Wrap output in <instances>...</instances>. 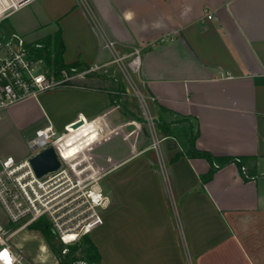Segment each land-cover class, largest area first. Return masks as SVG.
<instances>
[{"label": "crops", "instance_id": "0c3cea01", "mask_svg": "<svg viewBox=\"0 0 264 264\" xmlns=\"http://www.w3.org/2000/svg\"><path fill=\"white\" fill-rule=\"evenodd\" d=\"M21 9H34L29 30L52 31L34 39L2 32L43 43L59 27L64 62L108 64L98 77L112 67L103 36L124 55L140 47V93L174 135L159 133L161 167L135 118L109 123L115 109L106 90L62 87L38 96L37 124L65 134L57 141L63 158L79 166L85 157L105 180L109 206L86 235L97 264H264V0H34ZM129 126L133 140L123 131ZM183 128L198 150L245 157L251 178L228 163L202 182L210 164L184 154L175 138Z\"/></svg>", "mask_w": 264, "mask_h": 264}, {"label": "built area", "instance_id": "2783aa9c", "mask_svg": "<svg viewBox=\"0 0 264 264\" xmlns=\"http://www.w3.org/2000/svg\"><path fill=\"white\" fill-rule=\"evenodd\" d=\"M33 1L0 0V24ZM207 18L213 17L208 14ZM165 40L161 38L159 41ZM103 48L111 54L109 65L118 68L140 97L144 108L148 109L145 98L133 80L140 68L141 48L133 47L128 55H124L119 52L117 42L107 36H103ZM107 66L108 64L85 67L72 65L54 73L47 62L46 49L41 41H27L20 33L6 34L0 30V120L4 111L18 103L36 100L40 94L56 88L78 86L89 75L105 74ZM145 122L150 149L155 151L159 164L163 167L160 148L163 139L159 137L156 122L149 112L146 113ZM64 135H57L51 126H46L38 129L28 141V147L34 153L27 158L16 160L0 155V210L7 220L5 225L0 223V264H33L14 247L12 238L19 230L39 220H44L53 235L63 243L65 247L61 250L62 254L67 253V246L79 243L83 236L103 222L102 211L108 208L110 201L99 185L100 176L96 175L85 157L82 160L87 165L77 172L74 168L77 163L73 166L63 158L57 141ZM49 146L55 149L60 167L37 178L28 160ZM233 163L239 165L245 178H251L240 158H235ZM214 167L218 166L214 164ZM86 171L89 174L82 175ZM54 259L55 264H58L57 258ZM75 264L97 263L80 260Z\"/></svg>", "mask_w": 264, "mask_h": 264}, {"label": "rangeland", "instance_id": "374dc122", "mask_svg": "<svg viewBox=\"0 0 264 264\" xmlns=\"http://www.w3.org/2000/svg\"><path fill=\"white\" fill-rule=\"evenodd\" d=\"M31 10L34 9H21L18 12H15L9 17L7 21L0 24V28L2 29V31L6 32L7 30H17L18 32L25 33L27 34V38L29 39H34L38 36L50 33L52 31V27L43 28L42 31H39V29L37 31H31L28 29L30 25L29 22H27L26 17L31 18ZM108 71L110 72L109 76L99 75L98 77L97 74L89 75L84 80H82L81 83H87V85L91 87H100L106 89V91L110 93L113 99V103L109 104V106L115 109V113L111 117L109 123L113 122L115 124L116 122H127L128 120L130 121L132 118L136 117L139 120H135L134 122L137 125L136 131H138L139 134L142 133V127H145L147 129V124L145 122L147 112H149L154 118L155 122L158 123L159 119L154 116L152 111V103L148 98H146L145 94L142 93V96L145 98V104L148 109L144 108L138 94H136L135 91L130 87L126 79L123 77L122 73L115 65H112V67H110ZM101 76L104 78L101 79ZM133 80L139 91H142V87L137 79L133 77ZM81 83L78 86L68 88L81 89ZM119 86L123 87V92L119 91V93H117V89L119 88ZM92 99L93 102H96L98 104L101 101L102 97L100 95H97L93 96ZM26 101L27 100L18 103L15 108L8 111L7 120L0 121V155L3 154L4 156H10L15 159V157L23 153H34V151H31L29 149L28 141L33 138L35 129L43 128L44 126L37 124V122H39L37 118H39L40 115L38 106L40 108L42 99L38 98L37 101L29 100L31 102ZM134 129L135 126H129L123 128V131L125 135H127V137L133 140L135 134H133ZM157 133L159 135V132ZM176 134L177 136L175 138L177 140V143L185 148L188 139L185 133V128L179 129ZM92 157L93 156L91 155V161H93ZM78 162L79 161L74 160L72 164H78ZM86 165L87 163L85 162L80 164L79 166L76 165L74 168L77 172L78 170L83 169ZM87 174H89V171L82 173V175ZM99 185L103 193L105 195L108 194L105 180L101 179L99 181ZM0 223L4 225L7 223L5 215L1 210ZM14 228L15 227H13V229ZM12 243L14 247L33 264H55L54 258H56V253L51 250L49 244H53L55 247H58L61 242L55 235L52 238L48 235L43 234L40 230L35 229L30 225L25 229L19 230L13 236Z\"/></svg>", "mask_w": 264, "mask_h": 264}, {"label": "trees", "instance_id": "16d2710c", "mask_svg": "<svg viewBox=\"0 0 264 264\" xmlns=\"http://www.w3.org/2000/svg\"><path fill=\"white\" fill-rule=\"evenodd\" d=\"M42 41L46 49L47 60L49 61V64L52 67L54 73H57V71L62 68L72 66V65L66 64L63 60L62 56L64 52V44L62 42L61 31L59 27L53 34L44 37ZM73 65H76V64L74 63ZM80 86L85 89L94 88V87L87 85V83H81ZM98 88L100 90H106L100 87ZM117 91H118L117 93H119V91L123 92V87L119 86ZM106 92L108 93L109 101L112 104L113 103L112 96L110 95L108 91ZM134 118L136 121L139 120L136 117ZM156 128H157V131L163 137H168V138L174 137L173 132L171 131L168 123L158 122L156 123ZM141 131L145 137H149L148 130L145 127H142ZM194 141H195V136L190 135L188 138L186 147L184 148V154L188 156L189 158H203L209 162L210 169L206 173V175L201 177L202 182L205 183L208 180H210L216 169L228 163H233L235 158L213 157L212 155H210L209 153L205 151L196 149L194 146ZM178 157H179V154H176L173 159H176ZM240 159L243 164L247 160L245 157H241ZM214 164H216L218 167L217 168L214 167ZM31 226H33L35 229L40 230L45 235H48L52 238L54 237L53 233L50 230L49 225L44 220H39L36 223L32 224ZM49 247L51 248L53 252L56 253L58 264H73L80 260L87 261V262H96V263L99 261V254L87 236H83L79 243L67 246L68 251L66 254L61 253V250L65 247L63 243H60L58 247H55L53 244H49Z\"/></svg>", "mask_w": 264, "mask_h": 264}, {"label": "water", "instance_id": "95a60500", "mask_svg": "<svg viewBox=\"0 0 264 264\" xmlns=\"http://www.w3.org/2000/svg\"><path fill=\"white\" fill-rule=\"evenodd\" d=\"M82 125L83 119H80L70 125V130H77ZM28 162L37 178H41L51 172H54L60 167V161L58 160L55 149L52 146L35 153L29 158Z\"/></svg>", "mask_w": 264, "mask_h": 264}, {"label": "clouds", "instance_id": "9594fccd", "mask_svg": "<svg viewBox=\"0 0 264 264\" xmlns=\"http://www.w3.org/2000/svg\"><path fill=\"white\" fill-rule=\"evenodd\" d=\"M131 15H132L131 13H128L127 14V16H128L129 19L131 18ZM157 26H159V25H157Z\"/></svg>", "mask_w": 264, "mask_h": 264}, {"label": "flooded vegetation", "instance_id": "af4514ba", "mask_svg": "<svg viewBox=\"0 0 264 264\" xmlns=\"http://www.w3.org/2000/svg\"><path fill=\"white\" fill-rule=\"evenodd\" d=\"M37 130H38V129H35V130H34V135H35V133H36Z\"/></svg>", "mask_w": 264, "mask_h": 264}]
</instances>
